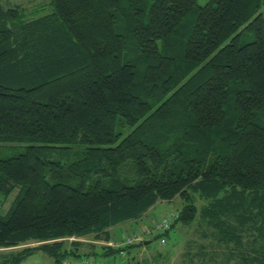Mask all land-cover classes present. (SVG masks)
<instances>
[{
  "label": "trees",
  "instance_id": "16d2710c",
  "mask_svg": "<svg viewBox=\"0 0 264 264\" xmlns=\"http://www.w3.org/2000/svg\"><path fill=\"white\" fill-rule=\"evenodd\" d=\"M48 4L0 0V249L38 242L0 264L130 254L151 239L117 225L177 197L162 244L195 225L196 264H264V0Z\"/></svg>",
  "mask_w": 264,
  "mask_h": 264
},
{
  "label": "rangeland",
  "instance_id": "374dc122",
  "mask_svg": "<svg viewBox=\"0 0 264 264\" xmlns=\"http://www.w3.org/2000/svg\"><path fill=\"white\" fill-rule=\"evenodd\" d=\"M209 0H198L199 5H204ZM6 7L18 6L21 9L26 10L29 15L35 16L43 14L49 11L48 0H2ZM264 11V6L262 8ZM255 38V31H245L242 35V42H248ZM16 143L4 142L0 143V156L7 157L12 155L16 150L14 145ZM19 194V189L13 190V192L8 197L7 201L1 202L3 198L0 192V212L2 214H7L11 206L13 205L17 195ZM183 206L181 198L177 197L171 201H159L151 208L147 215L137 221L129 220L127 222L117 225L118 229L123 228L124 231L130 233L132 236L141 235L143 239H151L150 242L144 243L143 245H138L132 249L131 253L126 256V260L129 262L127 264H190L191 258L194 257L193 263H197L198 243L204 242L205 240L200 237V234L196 232L195 225L184 227L180 226L178 230L173 229L170 232L168 243L162 244L159 236L155 237L158 230L156 229V221L160 217L168 214L170 210H178ZM133 229H136L133 231ZM148 231H152L148 233ZM121 236V233H120ZM74 239V238H72ZM92 236L82 237L81 240L86 241V245L81 246L80 250L82 253L93 255L95 259L105 256L102 252H91L93 247L87 245L88 242H93ZM143 240V241H144ZM193 240H195L193 242ZM103 242L96 241V247H101ZM38 245V242H30L22 246L15 248L2 250L0 249V262L3 257H11L12 251L18 252V250L23 249L24 246L34 247ZM130 255V256H129ZM134 258L131 260L129 257ZM89 256V255H88ZM115 257H117L115 259ZM121 256H110L109 259H115L117 264H125L126 260L122 261ZM85 258V257H84ZM20 264H55L54 260L42 251H36L33 254L27 256Z\"/></svg>",
  "mask_w": 264,
  "mask_h": 264
},
{
  "label": "built area",
  "instance_id": "2783aa9c",
  "mask_svg": "<svg viewBox=\"0 0 264 264\" xmlns=\"http://www.w3.org/2000/svg\"><path fill=\"white\" fill-rule=\"evenodd\" d=\"M171 225H172V219L165 215L160 217L159 220L156 221V229L162 232L170 230ZM151 232L152 231H148V233H151ZM123 239L124 240L122 241H110V242H107V244H110L114 247L118 245L124 247L125 244H129V243H132L138 240H143V237L141 235H136V236L131 235V236H124ZM166 241L167 239L165 237L161 239L162 243H166ZM120 254L121 256H123V258H126V256L128 255V252L124 248V249H121ZM62 264H113V263L110 262L106 257H99L98 259H95L94 256H91V257H85L82 259L68 257L63 260Z\"/></svg>",
  "mask_w": 264,
  "mask_h": 264
},
{
  "label": "crops",
  "instance_id": "0c3cea01",
  "mask_svg": "<svg viewBox=\"0 0 264 264\" xmlns=\"http://www.w3.org/2000/svg\"><path fill=\"white\" fill-rule=\"evenodd\" d=\"M161 202H162V201H161ZM153 207H154V206H153ZM153 207H152V208H153ZM149 210H150V209H149ZM147 213H148V211H147L144 215H147ZM14 248H15V247H14ZM8 249H12V248H8Z\"/></svg>",
  "mask_w": 264,
  "mask_h": 264
},
{
  "label": "bare ground",
  "instance_id": "6f19581e",
  "mask_svg": "<svg viewBox=\"0 0 264 264\" xmlns=\"http://www.w3.org/2000/svg\"><path fill=\"white\" fill-rule=\"evenodd\" d=\"M102 244H104V241H103V243ZM107 245V244H106ZM87 257V256H86Z\"/></svg>",
  "mask_w": 264,
  "mask_h": 264
},
{
  "label": "water",
  "instance_id": "95a60500",
  "mask_svg": "<svg viewBox=\"0 0 264 264\" xmlns=\"http://www.w3.org/2000/svg\"><path fill=\"white\" fill-rule=\"evenodd\" d=\"M148 242H150V241H146V243H148Z\"/></svg>",
  "mask_w": 264,
  "mask_h": 264
}]
</instances>
